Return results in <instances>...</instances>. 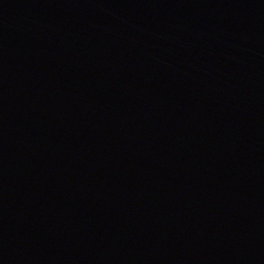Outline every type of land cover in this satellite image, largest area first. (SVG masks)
<instances>
[{"label": "water", "instance_id": "obj_1", "mask_svg": "<svg viewBox=\"0 0 264 264\" xmlns=\"http://www.w3.org/2000/svg\"><path fill=\"white\" fill-rule=\"evenodd\" d=\"M0 264H264V174L114 0H0Z\"/></svg>", "mask_w": 264, "mask_h": 264}]
</instances>
